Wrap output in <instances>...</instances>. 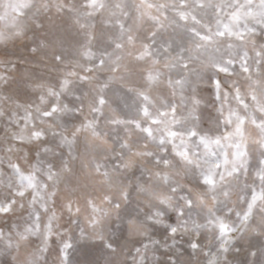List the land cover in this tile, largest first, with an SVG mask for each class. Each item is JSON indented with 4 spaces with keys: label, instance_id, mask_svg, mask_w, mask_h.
I'll list each match as a JSON object with an SVG mask.
<instances>
[{
    "label": "clouds",
    "instance_id": "clouds-1",
    "mask_svg": "<svg viewBox=\"0 0 264 264\" xmlns=\"http://www.w3.org/2000/svg\"><path fill=\"white\" fill-rule=\"evenodd\" d=\"M211 6L0 0V264H264V0Z\"/></svg>",
    "mask_w": 264,
    "mask_h": 264
},
{
    "label": "rangeland",
    "instance_id": "rangeland-1",
    "mask_svg": "<svg viewBox=\"0 0 264 264\" xmlns=\"http://www.w3.org/2000/svg\"><path fill=\"white\" fill-rule=\"evenodd\" d=\"M141 2L142 0H107V3L110 5V14H107L105 18L110 22V26L105 28L102 25L98 24L96 32L97 39L107 40L109 37L116 38L121 31V24L123 25V28L125 30H128L126 31V36L133 34L136 31L137 25H139L143 19L140 16V13L143 12L145 9H137V5H140ZM143 2L149 3L151 2V0H143ZM173 2L178 3L179 0H173ZM187 2L193 3V0H187ZM205 2L211 3L212 6L210 8H200L196 13H194V15L196 19L200 20L201 22H204V20L206 19L210 25L214 22V18L216 17L217 13H219L221 16H224L225 20H227V16L225 14L231 13L234 10L232 7L227 6L231 5L233 0H205ZM242 2L243 0H238V3ZM256 2L258 3L259 0H256ZM217 5L223 6L217 7ZM125 12L128 13L127 17L124 14ZM201 13H203L204 15H201ZM166 15L172 16V13L167 12ZM242 26L243 25H241V27ZM256 27L258 31H264L262 29H259V26ZM201 32L203 34L204 30L201 29ZM169 35L175 37V40L173 41L174 43L176 40L183 41L186 38V33L182 32L179 28H175L174 31L170 30ZM259 39L260 37H257V40ZM247 51L248 59L245 64L246 66L252 65V67H246L245 70L254 74L256 71L255 66L257 63H259L261 69H264V61H261L260 56L257 55V52H264V49L257 48V51H253L252 48L249 47ZM236 67L239 70V66L237 65ZM21 123H23V121H21ZM2 134H4V128L0 127V135ZM0 144H2V142H0ZM247 150L249 153V175L246 182L251 185L258 183V181L252 179V171L255 169H259L260 159L264 157V150H261L259 143H256L252 140L248 142ZM2 155L3 152L0 151V156ZM3 179V177H0V180ZM247 191L250 196L251 188H249ZM24 215H26V213L22 210L20 213L17 214V216H8L7 218L0 217V227H4L5 223L11 224L13 221H15L16 223H20L21 220L19 219V217H23ZM256 259L257 264H259V255H257Z\"/></svg>",
    "mask_w": 264,
    "mask_h": 264
}]
</instances>
